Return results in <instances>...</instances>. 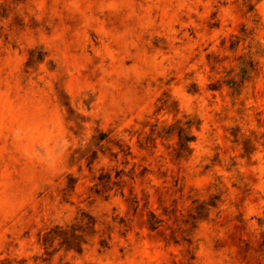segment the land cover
<instances>
[{"label": "rangeland", "instance_id": "obj_1", "mask_svg": "<svg viewBox=\"0 0 264 264\" xmlns=\"http://www.w3.org/2000/svg\"><path fill=\"white\" fill-rule=\"evenodd\" d=\"M0 264H264V0H0Z\"/></svg>", "mask_w": 264, "mask_h": 264}]
</instances>
